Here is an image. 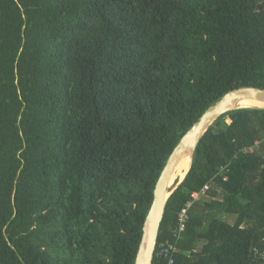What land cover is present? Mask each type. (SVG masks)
I'll use <instances>...</instances> for the list:
<instances>
[{
  "label": "trees",
  "instance_id": "obj_1",
  "mask_svg": "<svg viewBox=\"0 0 264 264\" xmlns=\"http://www.w3.org/2000/svg\"><path fill=\"white\" fill-rule=\"evenodd\" d=\"M246 87L264 0H0V264H134L174 148ZM153 264H264V109L206 132Z\"/></svg>",
  "mask_w": 264,
  "mask_h": 264
},
{
  "label": "water",
  "instance_id": "obj_2",
  "mask_svg": "<svg viewBox=\"0 0 264 264\" xmlns=\"http://www.w3.org/2000/svg\"><path fill=\"white\" fill-rule=\"evenodd\" d=\"M248 100L256 101L264 105V89L246 87L229 91L215 104L210 106L199 120L183 135L168 158L156 183L153 192V202L144 221L142 238L134 264H153L160 228L166 211V204L176 189V187L174 189L172 188L171 178L178 162L189 154L193 159L195 151L206 132L223 115L241 109H264V106L259 107L242 104ZM183 180L184 178L180 179L178 185Z\"/></svg>",
  "mask_w": 264,
  "mask_h": 264
},
{
  "label": "bare ground",
  "instance_id": "obj_3",
  "mask_svg": "<svg viewBox=\"0 0 264 264\" xmlns=\"http://www.w3.org/2000/svg\"><path fill=\"white\" fill-rule=\"evenodd\" d=\"M242 104L244 105H252V106H259L263 107L264 105L261 103H258L256 101L248 100L244 101ZM192 158L191 155L184 156L177 164L174 173L171 178V185L175 184L177 179H183L185 178L186 174L188 173L190 167H191Z\"/></svg>",
  "mask_w": 264,
  "mask_h": 264
},
{
  "label": "built area",
  "instance_id": "obj_4",
  "mask_svg": "<svg viewBox=\"0 0 264 264\" xmlns=\"http://www.w3.org/2000/svg\"><path fill=\"white\" fill-rule=\"evenodd\" d=\"M208 190H209V186H205L201 193H198V192L193 193V195H192L193 200L194 201L199 200L201 198L202 194H205ZM187 220H188L187 212H186V210H183V212L180 216V222H181L180 231L184 230Z\"/></svg>",
  "mask_w": 264,
  "mask_h": 264
},
{
  "label": "rangeland",
  "instance_id": "obj_5",
  "mask_svg": "<svg viewBox=\"0 0 264 264\" xmlns=\"http://www.w3.org/2000/svg\"><path fill=\"white\" fill-rule=\"evenodd\" d=\"M179 182H180V179L179 180L177 179L176 183L172 185V188L174 189L175 187H177V185H178Z\"/></svg>",
  "mask_w": 264,
  "mask_h": 264
}]
</instances>
